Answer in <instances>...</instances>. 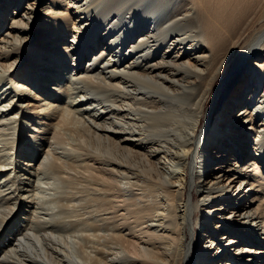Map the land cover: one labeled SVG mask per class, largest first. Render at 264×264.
<instances>
[{
	"label": "bare ground",
	"instance_id": "obj_1",
	"mask_svg": "<svg viewBox=\"0 0 264 264\" xmlns=\"http://www.w3.org/2000/svg\"><path fill=\"white\" fill-rule=\"evenodd\" d=\"M45 1L0 0V264H264V0Z\"/></svg>",
	"mask_w": 264,
	"mask_h": 264
},
{
	"label": "rangeland",
	"instance_id": "obj_2",
	"mask_svg": "<svg viewBox=\"0 0 264 264\" xmlns=\"http://www.w3.org/2000/svg\"><path fill=\"white\" fill-rule=\"evenodd\" d=\"M154 1V0H153ZM104 2H102V4H103ZM49 4V2H48V0L47 1H45V2H43L40 6H39V10L40 11H43V12H45L46 11V6ZM100 7V6H99ZM263 21H264V18H263ZM120 23V22H119ZM120 25H122V24H120ZM260 25V23H258L257 24V26H259ZM234 69H236V68H232V66H228V68L226 69V71L227 72H225L224 73V75L225 76H227L228 75V73L229 72H231L232 70H234ZM225 76L223 77V79L220 81V83L224 80V78H225ZM6 82H3L1 85H3V88H5V86H6V84H5ZM27 103H28V101H27ZM33 103V102H32ZM213 105V101H211L210 102V104H209V107L210 106H212ZM219 102H215V104L213 105V111L215 110V116L218 114V111L217 110H219ZM31 107H34V106H31ZM240 108L241 107H239V109L238 110H240ZM214 118H216V117H214ZM213 118V120L211 121V123L209 124L210 126H212L213 125V122L215 121V119ZM206 122H207V119H206V121H205V123L204 124H206ZM29 124H32V121H30L29 122ZM34 124V123H33ZM34 126V125H33ZM21 162L22 163H25V161L23 160V159H21ZM21 163V164H22ZM26 164V163H25ZM24 164V165H25ZM24 165H23V168H24ZM46 180V179H45ZM42 188H44L43 186H41ZM45 187H47L48 188V186H45ZM50 188L52 187V186H49ZM54 187V186H53ZM53 187L51 188V190L48 188H45V190L46 191H48L49 190V192L51 191V193H49V192H47L48 194H52V192L53 191H55V190H53L52 191V189H53ZM58 187V188H57ZM63 187V188H62ZM54 188H57L56 189V192L58 193V190H59V192H61V190H64L65 189V186H56V187H54ZM45 190L43 191V189H42V191H41V188L39 187V189H37L36 190V193L38 194V196H46V197H48L49 198V196H50V199L48 200L45 196H44V202L45 203H51L53 200H51L53 197H55V196H58V195H55L56 193H54L53 195H49V196H47V193L46 194H44L45 193ZM42 193H43V195H42ZM40 194V195H39ZM59 194V193H58ZM117 195V194H116ZM52 196V197H51ZM46 198V199H45ZM51 200V201H50ZM117 200H121V202L123 203V198L122 197H118L117 198ZM47 203V204H48ZM121 203V204H122ZM227 213V212H226ZM71 230H72V232L74 231V232H76L75 231V229H73V228H70L69 229V233L72 235V239L69 241V245H70V247L72 248V250L74 251L75 249V246H74V243L76 242V240L77 241H79V239H81V237L83 238V236L82 235H80L81 233H79V232H77V233H79V235L81 236L80 238H78L77 236H79V235H77V233H75V235L71 232ZM136 230V231H135ZM134 231L135 232H133V235H130L129 236V239H130V241L132 242V244L131 245H133V247L135 248H138L140 251H142V252H144L145 251V249L144 248H146L147 246L148 247H150L151 245H150V243L151 242H154V241H152L153 239L151 238L152 237V235L154 234L155 235V233H158V234H162V235H166V233L163 231V230H161V228H160V230L159 231H157V232H154L153 233V229L151 228V229H148V228H146V225L145 226H143V225H140V226H138L136 229H135ZM70 234H68V236L69 237H71V235ZM152 234V235H151ZM77 235V236H76ZM75 236H76V238H75ZM78 238V239H77ZM152 239V240H151ZM84 241V239H81L80 241L81 242H83ZM85 242V241H84ZM83 242V243H84ZM130 247H132V246H130ZM133 247H132V249H133ZM133 251V250H132ZM131 251V252H132ZM134 253V252H133ZM133 253H130L131 254V256L132 257H136L137 259L139 258L140 260L139 261H141V264H144L143 262H142V259L144 258V257H142V256H139V255H137V253H135L134 255H132ZM155 260V259H154ZM153 260V261H154ZM152 261V260H151ZM155 262V261H154ZM153 263V262H152ZM151 262L149 263V264H152ZM157 263V261L155 262V264ZM138 264H140V262L138 263ZM221 264V263H220Z\"/></svg>",
	"mask_w": 264,
	"mask_h": 264
}]
</instances>
